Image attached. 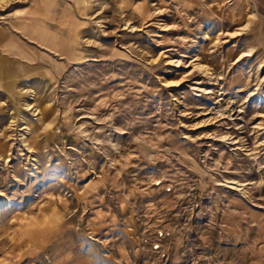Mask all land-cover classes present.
<instances>
[{"label":"rangeland","instance_id":"374dc122","mask_svg":"<svg viewBox=\"0 0 264 264\" xmlns=\"http://www.w3.org/2000/svg\"><path fill=\"white\" fill-rule=\"evenodd\" d=\"M0 58V264H264V0H0Z\"/></svg>","mask_w":264,"mask_h":264},{"label":"crops","instance_id":"0c3cea01","mask_svg":"<svg viewBox=\"0 0 264 264\" xmlns=\"http://www.w3.org/2000/svg\"><path fill=\"white\" fill-rule=\"evenodd\" d=\"M24 35L30 40L33 41V38L39 39L42 36L44 37V34H46V31H42L37 29V34L33 35V31L30 32V30H27V28H21ZM5 45L8 47L10 45V48L15 50V53H17L18 57L25 58V59H35L34 58V45H26L25 43H22L21 38L15 36L12 32L10 33L9 37L5 38ZM20 39V42H19ZM12 45H14L12 47ZM9 49V47H8ZM13 50V51H14ZM19 62H13L11 60L0 58V84L1 86L11 91L14 87L15 79L19 76V72L16 71L13 67L14 65H18Z\"/></svg>","mask_w":264,"mask_h":264}]
</instances>
